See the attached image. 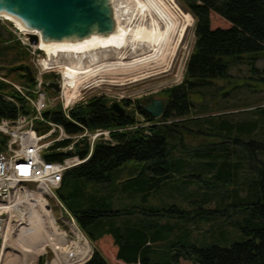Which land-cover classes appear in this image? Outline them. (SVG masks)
<instances>
[{
  "label": "trees",
  "instance_id": "obj_1",
  "mask_svg": "<svg viewBox=\"0 0 264 264\" xmlns=\"http://www.w3.org/2000/svg\"><path fill=\"white\" fill-rule=\"evenodd\" d=\"M178 1L194 18L195 40L183 80L164 90L162 114L154 118L144 106L132 105L147 124L112 132L113 143L96 142L90 157L67 169L55 190L86 237L92 242L104 237L107 244L101 242L109 260L94 247L82 264H264V161L258 157L264 150V105L246 108L251 116L237 120L224 113L215 116L194 110L197 97L202 100L207 93L214 96L219 91L225 95L228 90L219 84H231L235 77L241 78L235 82L238 88L264 91V0ZM15 43L21 47L16 51L19 64L11 68L22 70L23 85L31 87L34 72L30 69L28 74L22 63L25 48L18 39ZM238 65H244L247 74L230 72ZM7 88L8 92L3 91ZM122 101L128 106V100ZM108 103L105 95L92 96L69 115L90 129L112 130L137 123L130 110L117 114ZM22 112H28V106L19 91L0 80V119H14ZM44 115L69 133L80 130L60 106ZM36 123L40 133L49 127ZM183 130L219 139L188 148ZM7 141L8 136L0 132V151ZM177 150L179 155L174 154ZM87 152L86 142L75 149L80 158ZM64 155L52 151L43 157L54 161ZM186 158L202 161L191 165ZM127 161L143 162L144 170L114 183V171ZM191 168L199 172L195 178L187 173ZM180 186L191 187L192 192L183 194ZM197 189L202 192L198 194ZM155 193H167L172 201L148 203ZM119 197L130 203L115 205ZM201 222L210 223L206 232L211 235L218 230L224 234L225 225H231L241 239L228 245L192 243L183 231ZM39 261L44 264L43 258Z\"/></svg>",
  "mask_w": 264,
  "mask_h": 264
},
{
  "label": "rangeland",
  "instance_id": "obj_2",
  "mask_svg": "<svg viewBox=\"0 0 264 264\" xmlns=\"http://www.w3.org/2000/svg\"><path fill=\"white\" fill-rule=\"evenodd\" d=\"M160 1L163 2L168 8H170V10L175 13L179 18L177 26L170 33H168V31L166 30L167 28L163 24V22H161V20H159L154 14L153 8L151 7V4L154 3V1L149 3L147 0H113L116 10L121 16L120 23L124 28H130L134 30L137 27H143L145 30L149 31L152 30L153 27H155V29H157L158 31L157 37L163 39L164 41L162 40L163 44L160 45V55L150 59L147 62V65L142 66L141 68H130L127 71L125 70L114 72L101 71L86 79L80 78L77 84L83 90L85 98L88 99L92 96L105 95L109 99V101H119V103L125 108V110H130L136 118L142 120L143 118L139 115L138 112L134 111L133 106H145L154 98H163L165 101L166 97L164 95V90L180 83L183 80L186 60L193 48L195 40L194 18L188 11L184 9L182 4L178 0ZM139 3H142V5L145 4L144 10H141V8H139ZM187 14H189L192 19L189 24L184 26L183 16ZM154 16L156 17V19ZM157 20L159 21V23ZM154 21L155 23H153L154 25L152 26L151 23ZM19 27V24L13 21L12 19L0 15V76L6 75L5 77L9 81L18 85H23L24 79L20 76L21 74H23V71L11 68L19 64V62L15 63L17 56H20V54L16 51H19V48L21 47L18 45V43H15L16 40L18 39L20 41L21 38H23L24 40H26V42L29 41L28 38L25 36V33L22 32ZM163 35H165L166 38ZM21 42L22 40L20 41V43ZM21 44L22 47L25 48L24 50L26 52V54H22V63L26 64V66H28L35 74L36 69L34 62L37 56L36 54H32V51L34 49L33 43ZM137 46L139 47L137 48ZM156 47L149 48V46H147V43L141 39V41L138 40L135 45L133 41L128 43L127 46H125L121 50H115L114 48H106L107 50L99 49L98 52H100V54H98V63L96 62L90 67H97L98 64L99 66H106L111 63H128L138 58L148 57L152 55V53H154ZM35 50V53H39V58L48 60L53 65H60L58 67L59 69H63L64 65L67 66L68 61L70 62L72 60V57L68 56L66 53H58L57 55H53L46 54L40 48H36ZM117 52L123 54L124 59H117ZM84 62L85 65L89 64L86 61V58L84 59ZM230 72L234 76H239L247 74V69L244 65L232 66ZM60 76L61 75L59 72L54 73L51 71L45 73L43 75V79L44 82L48 80L60 81ZM238 79L241 78L235 77L231 84H227L225 82L219 84L222 85L224 91L228 90L225 95L220 94V92L223 91H219L218 94H215L214 96L210 93H207V96L202 100L197 97L195 100L197 104L194 110L202 111L203 109L210 114H214L215 116L220 113L228 114V118H231L232 120L243 119L245 117L251 116V114L245 111V109H251L258 105H264V91H254L253 89L249 91L245 88H238V85H236V83L239 82ZM77 84L75 83L74 87H76ZM44 88L51 98L56 96V93L51 88L47 86ZM207 89H210V87ZM3 91L8 92L9 89L7 88ZM124 99L129 101L127 103L128 106L125 104V101H122ZM57 104H59L58 106L61 107L60 103ZM195 113L198 112H192V114ZM142 123H144V121H142ZM167 123H169V121H167ZM35 124L37 126V123ZM144 124H146V122ZM39 126H41V123L39 124ZM181 132L184 141L183 143L188 148L208 145L210 143L217 142L219 139L218 137L196 131L183 130ZM179 152L180 150H177L176 152H174V154L179 155ZM258 157L264 161V150L262 154L258 155ZM186 159L187 162L191 165L200 164L202 161L201 159L198 161L195 158ZM231 160L235 162L234 159ZM143 170V162H124L113 173L114 183L115 181L122 182ZM187 173L189 175H192L191 177L194 178L195 175H199V172L193 168L189 169ZM26 186L28 188L34 187V185L31 183L26 184ZM89 187H93V184L90 183ZM180 189L183 194L192 192L190 191L192 189L191 187L190 189H188L187 187L180 186ZM196 191H198V194L202 192V190L199 189H197ZM172 197L173 196H169L167 193H155L154 195L149 197L148 203L161 205L162 203H165V201L171 202ZM117 199L118 201L115 203V205H120L121 203H130V200H128L127 198L121 199V197H119ZM26 202L22 201V204L24 206H20L21 200L15 202L16 205L14 206L12 205V203L5 202L6 204L8 203L12 206L10 208L4 209L6 210L2 214L4 224L0 223V264H23L25 260L26 264H39V260L41 258H43V263L44 260H47V264H50L51 260L53 258L55 259V255L51 251L50 244L44 246L43 249L38 254H36L37 257L35 256L33 258L29 254L30 252H25L22 250V248H20V243L18 241V233L19 228L25 225L26 216L28 213V201ZM49 203L51 205V209L53 210L54 215L58 217L60 215V212L58 206L55 204V200L50 198ZM213 206L214 203H211L210 207L212 208ZM33 208L38 209V206H34ZM219 219L221 221L222 217H219ZM46 224L47 223H44V226ZM209 224L210 223L207 222H201L196 227H191L190 225L186 226V231H183L184 236H188L187 239L197 245H207L210 243L228 245L232 241H237L241 239V233L236 228H233L231 225L227 224L225 225L227 229L226 233H220V231L218 230L219 232L217 231L216 234L211 235L206 232L207 228L209 227ZM45 228L49 231L51 230V228L49 227ZM6 233L8 234L9 242H6L5 244V253L2 258L1 251L4 236ZM88 242L92 250L94 247L99 248L104 254V256H106V258L108 259L104 248H102L101 246V242L107 245L104 241V237L100 238L95 242H92L88 239Z\"/></svg>",
  "mask_w": 264,
  "mask_h": 264
},
{
  "label": "built area",
  "instance_id": "obj_3",
  "mask_svg": "<svg viewBox=\"0 0 264 264\" xmlns=\"http://www.w3.org/2000/svg\"><path fill=\"white\" fill-rule=\"evenodd\" d=\"M21 40L23 44H30L23 38ZM35 49L32 54L37 56L34 62L36 72L34 84L31 87L15 84L5 76H0V80L11 84L19 91L28 106V112H22L14 119L4 117L0 119V132L8 136L5 149L0 151V204L10 202L14 206L15 202L21 200L20 206H24L22 201H26L23 191L27 194L38 189L43 190L42 197L45 206L49 209V215L56 226L55 229L50 230L57 242L54 245L50 244L51 251L55 255V259L53 258L50 264H82L90 258L93 250L74 216L56 196L55 190L60 186L63 174L67 169L79 165L90 157L96 142L113 143L112 132L141 125L144 118L141 113L135 111L143 118L142 120L135 117L137 121L135 125L113 128L112 130L104 127L90 129L71 118L69 111L87 101L83 90L78 84L73 87L67 83V86L72 90L71 96L67 98L65 93L67 87H64L62 71L58 68L60 65H53L50 61L39 58V53H35ZM51 71L59 72L61 75L60 90L52 98L44 88L43 79V75ZM7 98L13 100L9 96ZM56 102L60 103L63 115L80 126L78 132L69 133L62 124L53 122L44 115L45 111L56 109L55 107L59 105ZM37 121L48 125V129L43 133L38 132L35 128ZM63 141H66L65 145L53 147L54 144ZM81 142H86L88 146L87 155L83 158L75 154V149ZM69 150L72 152L69 153ZM52 151H61L65 155L59 160H46L43 154ZM28 183L33 184L34 187L28 188L26 186ZM50 198L55 200V204L59 208L60 215L58 217L51 209ZM5 211L0 209L1 224H4L2 214ZM47 263L48 261L44 260V264Z\"/></svg>",
  "mask_w": 264,
  "mask_h": 264
},
{
  "label": "bare ground",
  "instance_id": "obj_4",
  "mask_svg": "<svg viewBox=\"0 0 264 264\" xmlns=\"http://www.w3.org/2000/svg\"><path fill=\"white\" fill-rule=\"evenodd\" d=\"M147 1L149 3L154 1V3L151 4L154 14L166 26L167 28L166 30L168 31V33L172 32L177 26V22L179 19L177 15L173 13L170 10V8H168L160 0H152V1L147 0ZM142 3H139L140 5L139 8H141V10H144L145 4L142 5ZM114 9H115L116 27L108 36L92 35V36H89L82 40H77V41L64 40V41H47V42L39 38V41L33 44L34 48H40L46 54H53V55L56 54L57 55L58 53H66L68 56L72 57V60L69 58L71 61L70 62L68 61V65L67 66L64 65L63 69H61L62 77L64 81V87H67V89L65 90L67 98H69V96H71L72 94V90L67 86V83L71 84L74 87L75 83L77 84L80 78L86 79L101 71L103 72L113 71L114 72V71H125V70L127 71L130 68L138 69V68H141L142 66L147 65V62L150 59L154 58L155 56L160 55L159 50L161 49L160 45L163 44L162 43L163 39H160L157 37L158 35L157 29L153 27L152 30L147 31L143 27H137L134 30L130 28H124L122 24L120 23L121 16L119 12L116 10L115 6H114ZM0 15L3 17L10 18L16 23H18L20 26L19 29L22 32H34L39 37L40 35L39 32L26 29L18 19L6 13H2ZM191 19L192 18L189 14L184 15L183 25L185 26L189 24L191 22ZM153 23H155V21L151 23L152 26L154 25ZM141 39L147 43V46H149V48L150 47L154 48L157 46L154 50V53H152V55L148 57L138 58L128 63H121V62L116 63V64L111 63L106 66H99L98 64L97 67L96 66H94V68L90 67L92 64H95L98 61L99 59L98 54H100V52H98L99 49L114 48L115 50L117 49L121 50L122 48L127 46L128 43L133 41L135 45V43L138 40L141 41ZM138 47L139 46H137V48ZM85 58H86V61L89 63L87 65H85V62H84ZM116 58L119 60H122L124 59V55L117 52ZM42 192L43 190L41 189H38L34 192H30L27 194H25L24 191L22 192L24 194V199L28 201L29 204L27 207L28 213L26 216L25 225L19 228L18 241L20 243V248H22V250L25 252H30L29 254L31 255L32 258L35 257L36 254H38L45 245L47 244L54 245L55 243H57L54 240L53 233L45 228V227L47 228L49 227L51 229H55L56 226L53 222V219L49 215V209L45 206V201L42 197ZM11 206L12 205L8 203L0 204V209H7V208H10ZM34 206H38V209L33 208ZM44 223H47V224L44 226ZM6 242H9L7 233L5 234L4 240H3L2 251H1L2 258L5 253ZM25 261L23 262V264H26Z\"/></svg>",
  "mask_w": 264,
  "mask_h": 264
},
{
  "label": "water",
  "instance_id": "obj_5",
  "mask_svg": "<svg viewBox=\"0 0 264 264\" xmlns=\"http://www.w3.org/2000/svg\"><path fill=\"white\" fill-rule=\"evenodd\" d=\"M2 13L18 19L26 29L39 32V37L34 32H25L29 43L33 44L39 38L47 42L77 41L92 35L108 36L116 27L113 0H0ZM26 69L28 74H32L28 66ZM45 84L54 92L60 90V81L49 80ZM164 105L163 98H154L144 109L157 118ZM108 106L117 114L125 111L116 100L109 101Z\"/></svg>",
  "mask_w": 264,
  "mask_h": 264
}]
</instances>
